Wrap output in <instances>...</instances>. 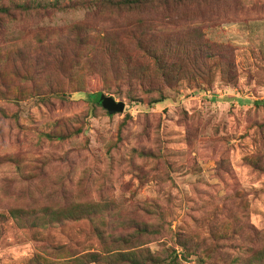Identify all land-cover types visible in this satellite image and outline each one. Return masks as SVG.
Instances as JSON below:
<instances>
[{"label":"rangeland","instance_id":"rangeland-1","mask_svg":"<svg viewBox=\"0 0 264 264\" xmlns=\"http://www.w3.org/2000/svg\"><path fill=\"white\" fill-rule=\"evenodd\" d=\"M95 3L0 0V264H264V0Z\"/></svg>","mask_w":264,"mask_h":264},{"label":"trees","instance_id":"trees-1","mask_svg":"<svg viewBox=\"0 0 264 264\" xmlns=\"http://www.w3.org/2000/svg\"><path fill=\"white\" fill-rule=\"evenodd\" d=\"M175 1H181V0H96L95 5H97V7H101V10L109 12L108 9H112V8L121 9L122 7H126V6L131 9L138 5H141L144 2H157L159 4H162V3L164 4V3L175 2ZM159 64H161V67L163 70L161 74V78H165V79H169L170 77L174 78L176 74L180 73L179 70H175L173 68L169 69L166 63L164 64L159 63ZM96 97H98V94H96ZM157 100H160V98H158ZM116 254L117 255L112 254L111 259L119 255L118 253Z\"/></svg>","mask_w":264,"mask_h":264},{"label":"water","instance_id":"water-1","mask_svg":"<svg viewBox=\"0 0 264 264\" xmlns=\"http://www.w3.org/2000/svg\"><path fill=\"white\" fill-rule=\"evenodd\" d=\"M98 99L101 107L105 109L108 114L121 113L125 108V103L123 101H117L111 95L100 94Z\"/></svg>","mask_w":264,"mask_h":264}]
</instances>
